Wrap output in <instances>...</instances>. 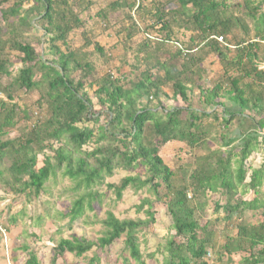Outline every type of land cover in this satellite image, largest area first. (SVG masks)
I'll list each match as a JSON object with an SVG mask.
<instances>
[{
	"label": "trees",
	"instance_id": "16d2710c",
	"mask_svg": "<svg viewBox=\"0 0 264 264\" xmlns=\"http://www.w3.org/2000/svg\"><path fill=\"white\" fill-rule=\"evenodd\" d=\"M135 8V0H0V190L31 203L51 181L71 182L70 206L37 216L32 229L48 218L70 224L86 218L101 205L105 185L117 201L128 188L153 195L137 207L145 219L107 212L97 240L60 239L51 264L121 240L130 259L145 264L137 235L156 223L161 201L172 220V234L158 246L164 264H227L237 254L239 264H264V0H144ZM115 17H121L117 29ZM35 30L41 35L30 37ZM111 30L122 56L99 41ZM75 37L80 47H73ZM210 56L221 74L208 82L202 73ZM16 61L22 68L12 71ZM20 92L38 98L28 106ZM164 99L185 106L167 108ZM170 143L206 153L195 158L187 180L160 156ZM255 155H262L259 169L250 163ZM139 168L147 169L144 179L107 183L117 171ZM249 192L255 197L247 201ZM209 204L226 225L217 251L215 223L200 221ZM247 213L259 215V223H246ZM10 221L16 224L17 216ZM25 264L42 263L29 254Z\"/></svg>",
	"mask_w": 264,
	"mask_h": 264
},
{
	"label": "rangeland",
	"instance_id": "374dc122",
	"mask_svg": "<svg viewBox=\"0 0 264 264\" xmlns=\"http://www.w3.org/2000/svg\"><path fill=\"white\" fill-rule=\"evenodd\" d=\"M143 1L144 0H140L139 6L142 5ZM132 17L134 21H136L137 25L143 28V24L141 23L137 12H132ZM120 19L121 17H115L113 20H111L114 29H117V27L120 25ZM29 33L30 37L33 35H41L38 30ZM143 39L144 36L140 35L134 40V44L131 42L133 48L135 49L136 45ZM99 41L105 47L113 48L116 46V53L118 55H121L124 52V50L121 48V44L119 43L120 39L114 36V30H111V32L107 33L106 36L100 37ZM82 43L83 41L81 38L75 37L73 40V47H80ZM43 46L44 45L39 47L34 45L37 51H42ZM128 63L132 64V60H130V58ZM204 67V74L202 73V77L205 79V81L211 82L219 78V75L221 74V66L214 56H210L207 59V61L204 63ZM21 68V64L17 61L11 66L12 71H16ZM125 68L127 69L128 67ZM166 92L171 93L168 89ZM21 96V103L28 106H32L38 98L36 94L30 95L28 97H26L24 94H21L20 97ZM163 104L167 108L185 106L182 101L171 99H164ZM215 125L218 124L215 123ZM236 126H234V128ZM232 131L233 133H235V131L237 132V128ZM14 136L15 134L12 135V137ZM207 147L210 150L218 149V145L210 142ZM222 151H226V149H223ZM205 154L206 153L203 151H200L196 154L191 153L186 148V146L180 143H170L162 147L160 151V156L165 164L172 171H176L181 179L184 177L186 180L189 177L191 171L195 169V158H197V156L203 157ZM224 155H226V153ZM261 157L262 155L252 156L250 163L253 168L259 169L261 167ZM41 162L42 158L40 157L39 167L42 165ZM4 165L9 167V160H6ZM181 167H184L182 172L180 170ZM146 173L147 169L145 168H139L136 171L129 172L117 171L113 178L107 180V183L119 185L121 180L125 177L136 175H140L144 179ZM71 187L72 184L69 180H62L59 177L56 181H51L47 185V188L49 189L48 192L42 194L38 200L32 201L31 203H27L24 198H15L11 193H9V190L7 189L2 188L0 190V264H25L29 254L36 255L42 264H51V261L55 255L53 247L57 246L60 239H71L72 237H77L90 241L97 240L101 237V232L103 230L99 222L106 219L107 212H112L120 220L145 219V215L143 213L137 212V207L145 199L152 198L153 196L147 189L141 190L140 192H135L133 189L128 188L123 193L122 200L117 201L114 192L109 190L108 186L105 185L99 188V192L104 196L101 205L94 204V211L89 212L86 218L78 220L74 224H70L68 219L55 221L53 218H48L45 220L42 228L32 229L31 223H34V218L37 216H45L46 211H49V209L62 212L70 206L73 195L71 192H67L65 190H70ZM261 192L264 194V186L262 187ZM216 199L218 200V198ZM252 199V192L249 193L247 197H245V200L247 201ZM54 210L51 212L53 213ZM21 212H24L25 214L22 217L20 216ZM156 213V223L149 229L143 230L137 235L140 243L142 260L145 264H164L163 255L159 253L158 246L163 244L165 240L172 234L170 230L172 220L167 212L166 205L162 201L156 204ZM13 216H17L16 224H12L10 221V218ZM217 217L218 216L213 211L212 204H209L203 216L201 215L200 218L202 224L207 222L215 223V228L213 231L216 232L214 237L216 251L220 247L224 246V241L222 240L220 234L226 227L225 224L217 223ZM244 221L248 224H258L260 221V216L247 213L244 215ZM24 231H27V234L34 233L37 238H32L31 236L25 237ZM180 240L181 239H178V241ZM26 244L29 249L28 251H23L21 247ZM241 258L242 254H237L231 257H226L224 261L227 264H239ZM91 259H95L93 264H124L126 261H129L131 264H137L130 259L129 253L125 250L123 240L116 241L110 249H107V251L100 252L93 250L83 258H76L74 255L66 253L64 256L57 258L56 264H92L90 262Z\"/></svg>",
	"mask_w": 264,
	"mask_h": 264
},
{
	"label": "crops",
	"instance_id": "0c3cea01",
	"mask_svg": "<svg viewBox=\"0 0 264 264\" xmlns=\"http://www.w3.org/2000/svg\"><path fill=\"white\" fill-rule=\"evenodd\" d=\"M237 110V111H236ZM228 111L229 112H233V113H235V112H239L238 111V109L237 108H235V107H233V106H230V107H228ZM249 193H251V192H249ZM253 193V192H252ZM255 197V195L253 194V198Z\"/></svg>",
	"mask_w": 264,
	"mask_h": 264
},
{
	"label": "built area",
	"instance_id": "2783aa9c",
	"mask_svg": "<svg viewBox=\"0 0 264 264\" xmlns=\"http://www.w3.org/2000/svg\"><path fill=\"white\" fill-rule=\"evenodd\" d=\"M135 2H136V8L135 9H137V7L140 4V0H135ZM218 40H219V42H222L223 41L222 39H218Z\"/></svg>",
	"mask_w": 264,
	"mask_h": 264
}]
</instances>
